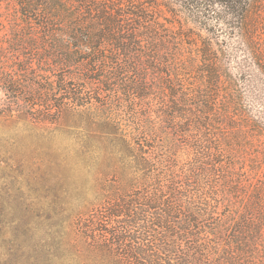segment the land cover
I'll return each instance as SVG.
<instances>
[{"label":"trees","instance_id":"trees-1","mask_svg":"<svg viewBox=\"0 0 264 264\" xmlns=\"http://www.w3.org/2000/svg\"><path fill=\"white\" fill-rule=\"evenodd\" d=\"M162 1L16 0L0 117L79 118L110 155L78 264H264L262 11Z\"/></svg>","mask_w":264,"mask_h":264},{"label":"rangeland","instance_id":"rangeland-1","mask_svg":"<svg viewBox=\"0 0 264 264\" xmlns=\"http://www.w3.org/2000/svg\"><path fill=\"white\" fill-rule=\"evenodd\" d=\"M15 1L0 0V47L11 40ZM148 1L166 11L164 1ZM250 2L249 19L259 22L264 0ZM4 98L0 89V103ZM92 129L79 118L0 117V264L80 262L66 241L75 234L76 220L103 203V180L107 185L112 179L110 155L99 153L94 137L87 136Z\"/></svg>","mask_w":264,"mask_h":264}]
</instances>
